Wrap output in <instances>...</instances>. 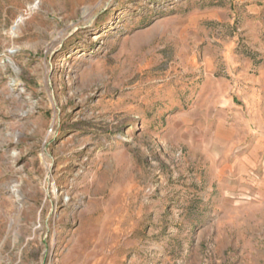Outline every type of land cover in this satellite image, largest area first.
Returning a JSON list of instances; mask_svg holds the SVG:
<instances>
[{"label":"rangeland","instance_id":"rangeland-1","mask_svg":"<svg viewBox=\"0 0 264 264\" xmlns=\"http://www.w3.org/2000/svg\"><path fill=\"white\" fill-rule=\"evenodd\" d=\"M263 59L264 0H0V264H264Z\"/></svg>","mask_w":264,"mask_h":264},{"label":"crops","instance_id":"crops-1","mask_svg":"<svg viewBox=\"0 0 264 264\" xmlns=\"http://www.w3.org/2000/svg\"><path fill=\"white\" fill-rule=\"evenodd\" d=\"M244 75L245 72L240 73L239 79L243 82H239L236 89L241 90V96L244 97V101L248 106L254 109L257 115V121H260L262 120V115H264V59L263 62L257 66L254 74L249 73ZM229 86L230 89H235V84L234 86L229 84Z\"/></svg>","mask_w":264,"mask_h":264},{"label":"bare ground","instance_id":"bare-ground-1","mask_svg":"<svg viewBox=\"0 0 264 264\" xmlns=\"http://www.w3.org/2000/svg\"><path fill=\"white\" fill-rule=\"evenodd\" d=\"M96 38H97V36H96Z\"/></svg>","mask_w":264,"mask_h":264}]
</instances>
